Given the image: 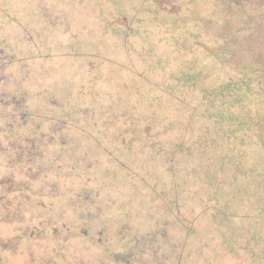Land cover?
Here are the masks:
<instances>
[{"label": "rangeland", "instance_id": "rangeland-1", "mask_svg": "<svg viewBox=\"0 0 264 264\" xmlns=\"http://www.w3.org/2000/svg\"><path fill=\"white\" fill-rule=\"evenodd\" d=\"M219 1L0 0V264H264L247 177L182 130L264 67V0Z\"/></svg>", "mask_w": 264, "mask_h": 264}, {"label": "trees", "instance_id": "trees-1", "mask_svg": "<svg viewBox=\"0 0 264 264\" xmlns=\"http://www.w3.org/2000/svg\"><path fill=\"white\" fill-rule=\"evenodd\" d=\"M224 1L230 0L219 3L224 4ZM239 2H236L237 13L243 11L244 2ZM224 43L219 45L223 48ZM234 64L235 74L213 87L200 89L196 105L186 97L180 99L188 109L182 130L185 134L197 133L193 141L200 150V163L202 169L205 168L206 178L211 168L232 180H239L241 175L247 177L249 198L257 196L264 219V83L257 78L264 67L254 65L256 75L247 77L240 60H235ZM200 78L194 76L196 83ZM186 141L180 144L189 146ZM213 179L221 180L218 174Z\"/></svg>", "mask_w": 264, "mask_h": 264}, {"label": "flooded vegetation", "instance_id": "flooded-vegetation-1", "mask_svg": "<svg viewBox=\"0 0 264 264\" xmlns=\"http://www.w3.org/2000/svg\"><path fill=\"white\" fill-rule=\"evenodd\" d=\"M106 134L108 135V134H110V133H108V132H106ZM112 135H114L115 136V134H112ZM59 137H57V139H58ZM52 139H56V137H53ZM97 139H98V137H97ZM113 140H116V139H113ZM109 148H105V150H108ZM130 166V165H129ZM128 167V166H127ZM109 245V244H108Z\"/></svg>", "mask_w": 264, "mask_h": 264}]
</instances>
